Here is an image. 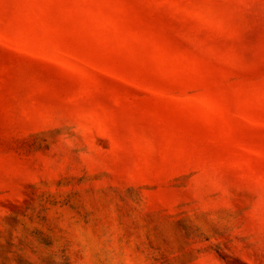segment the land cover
<instances>
[{"label":"rangeland","instance_id":"obj_1","mask_svg":"<svg viewBox=\"0 0 264 264\" xmlns=\"http://www.w3.org/2000/svg\"><path fill=\"white\" fill-rule=\"evenodd\" d=\"M0 264H264V0H0Z\"/></svg>","mask_w":264,"mask_h":264}]
</instances>
